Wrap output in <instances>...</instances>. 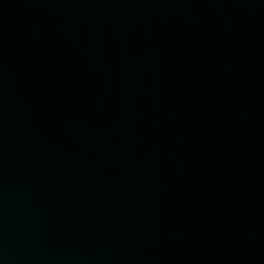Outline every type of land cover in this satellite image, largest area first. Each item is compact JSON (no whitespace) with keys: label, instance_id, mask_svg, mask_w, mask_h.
I'll return each instance as SVG.
<instances>
[{"label":"water","instance_id":"obj_1","mask_svg":"<svg viewBox=\"0 0 264 264\" xmlns=\"http://www.w3.org/2000/svg\"><path fill=\"white\" fill-rule=\"evenodd\" d=\"M0 264H264V0H0Z\"/></svg>","mask_w":264,"mask_h":264}]
</instances>
